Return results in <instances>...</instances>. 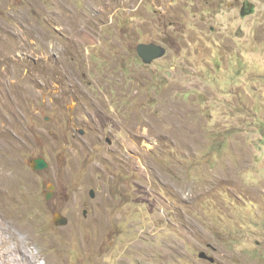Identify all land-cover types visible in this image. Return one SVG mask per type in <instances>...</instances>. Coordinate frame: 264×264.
<instances>
[{
	"label": "rangeland",
	"instance_id": "1",
	"mask_svg": "<svg viewBox=\"0 0 264 264\" xmlns=\"http://www.w3.org/2000/svg\"><path fill=\"white\" fill-rule=\"evenodd\" d=\"M0 24V264H264V0H0Z\"/></svg>",
	"mask_w": 264,
	"mask_h": 264
},
{
	"label": "water",
	"instance_id": "2",
	"mask_svg": "<svg viewBox=\"0 0 264 264\" xmlns=\"http://www.w3.org/2000/svg\"><path fill=\"white\" fill-rule=\"evenodd\" d=\"M254 11H255V4L254 3H248V6H245L243 8L242 15L246 16V15L252 14ZM1 29H2V27L0 24V31H1ZM138 52H139L140 56L143 58V60L145 61V64L146 63L151 64L157 58L163 57L167 53V49L165 47H163L162 45H159L157 43H141L138 45ZM84 132L85 131L82 130V133H84ZM31 164H32V167L34 169H44V168L49 166L46 159L43 157L32 159ZM50 188L53 189L54 186L51 185ZM52 194L53 193H51V192L48 193V195H47V197H49L48 199L52 198ZM91 194L93 197H95V195H96L95 191H92ZM54 220H55V223L57 225H60V226H65V225L69 224V218L62 215V214H57L55 216ZM200 257L210 261L211 263L217 262V259L213 256H210L206 251L205 252L201 251ZM217 264H225V263L219 262Z\"/></svg>",
	"mask_w": 264,
	"mask_h": 264
},
{
	"label": "clouds",
	"instance_id": "3",
	"mask_svg": "<svg viewBox=\"0 0 264 264\" xmlns=\"http://www.w3.org/2000/svg\"><path fill=\"white\" fill-rule=\"evenodd\" d=\"M248 3H250V2H245V4H244V7L245 6H248ZM243 7V8H244ZM243 8H242V10H243ZM241 15H242V11H241ZM243 16V15H242ZM247 16V15H246ZM244 17V16H243ZM143 43H145V42H143ZM148 43H157V42H148ZM141 44V43H140ZM157 44H159V45H162L163 47H165L166 49H167V47L165 46V45H163V44H160V43H157ZM167 53H168V49H167ZM167 53L164 55V56H166L167 55ZM140 55V54H139ZM163 56V57H164ZM141 57V56H140ZM163 57H161V58H163ZM142 58V57H141ZM161 58H157L156 60H158V59H161ZM142 60H143V58H142ZM156 60H154L153 61V63L156 61ZM143 62L145 63V61L143 60ZM147 65H150V64H148V63H146ZM145 64V65H146ZM152 64V63H151ZM81 133H82V130H81ZM39 157H42V156H39ZM39 157H36V158H39ZM36 158H34V159H36ZM43 158H45V157H43ZM46 159V158H45ZM32 160V159H31ZM31 160H30V165H31V167H32V164H31ZM46 161H47V159H46ZM47 163L49 164V162L47 161ZM49 167V166H48ZM33 168V167H32ZM47 168V167H46ZM34 169V168H33ZM51 186V185H50ZM54 186V185H53ZM50 193V192H49ZM52 193V192H51ZM48 195V194H47ZM92 195V194H91ZM49 198V197H48ZM47 198V199H48ZM52 198H53V194H52ZM52 198H50V199H48V200H51ZM58 214H61V213H58ZM63 215V214H62ZM65 216V215H64ZM55 221V220H54ZM70 222V221H69ZM211 256V255H210ZM214 257V256H213ZM216 258V257H215ZM217 263H219L218 261L216 262V263H213V264H217ZM222 263V262H221Z\"/></svg>",
	"mask_w": 264,
	"mask_h": 264
}]
</instances>
